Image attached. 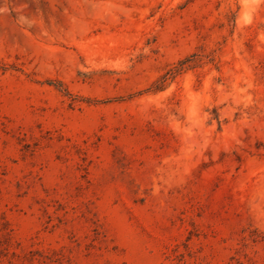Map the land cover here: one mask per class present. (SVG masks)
Listing matches in <instances>:
<instances>
[{"label":"rangeland","instance_id":"obj_1","mask_svg":"<svg viewBox=\"0 0 264 264\" xmlns=\"http://www.w3.org/2000/svg\"><path fill=\"white\" fill-rule=\"evenodd\" d=\"M0 264H264V0H0Z\"/></svg>","mask_w":264,"mask_h":264}]
</instances>
